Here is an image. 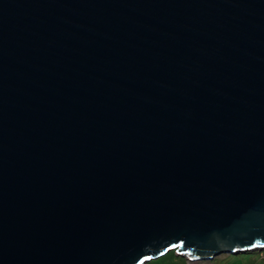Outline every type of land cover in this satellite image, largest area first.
I'll list each match as a JSON object with an SVG mask.
<instances>
[{
    "label": "water",
    "instance_id": "1",
    "mask_svg": "<svg viewBox=\"0 0 264 264\" xmlns=\"http://www.w3.org/2000/svg\"><path fill=\"white\" fill-rule=\"evenodd\" d=\"M263 249L264 0H0V264Z\"/></svg>",
    "mask_w": 264,
    "mask_h": 264
},
{
    "label": "rangeland",
    "instance_id": "2",
    "mask_svg": "<svg viewBox=\"0 0 264 264\" xmlns=\"http://www.w3.org/2000/svg\"><path fill=\"white\" fill-rule=\"evenodd\" d=\"M145 264H264V255L262 250L237 253L220 252L207 261L190 262L186 257L176 255L171 250L156 259L147 261Z\"/></svg>",
    "mask_w": 264,
    "mask_h": 264
},
{
    "label": "bare ground",
    "instance_id": "3",
    "mask_svg": "<svg viewBox=\"0 0 264 264\" xmlns=\"http://www.w3.org/2000/svg\"><path fill=\"white\" fill-rule=\"evenodd\" d=\"M262 251H264V250H262ZM206 260V259H205ZM190 261V260H189ZM198 261V260H197ZM191 262H196V261H191Z\"/></svg>",
    "mask_w": 264,
    "mask_h": 264
},
{
    "label": "built area",
    "instance_id": "4",
    "mask_svg": "<svg viewBox=\"0 0 264 264\" xmlns=\"http://www.w3.org/2000/svg\"><path fill=\"white\" fill-rule=\"evenodd\" d=\"M263 255H264V251H263ZM204 261H207V260H204ZM191 262V261H190Z\"/></svg>",
    "mask_w": 264,
    "mask_h": 264
},
{
    "label": "snow or ice",
    "instance_id": "5",
    "mask_svg": "<svg viewBox=\"0 0 264 264\" xmlns=\"http://www.w3.org/2000/svg\"><path fill=\"white\" fill-rule=\"evenodd\" d=\"M249 247H251V246H249Z\"/></svg>",
    "mask_w": 264,
    "mask_h": 264
}]
</instances>
